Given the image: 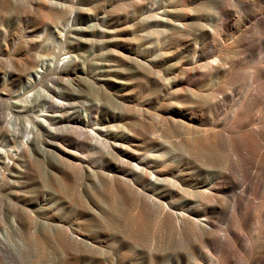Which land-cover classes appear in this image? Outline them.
Returning a JSON list of instances; mask_svg holds the SVG:
<instances>
[{
  "label": "rangeland",
  "instance_id": "374dc122",
  "mask_svg": "<svg viewBox=\"0 0 264 264\" xmlns=\"http://www.w3.org/2000/svg\"><path fill=\"white\" fill-rule=\"evenodd\" d=\"M153 1L158 2L0 0V264H218L221 260L194 226L172 223L163 227L159 221L162 207L172 208L173 216L183 204L195 211L210 208L211 200L192 192L190 178L210 180L217 169L199 161L194 167L198 169H192L184 180L169 165L179 167L185 151L177 147L174 136L159 129L161 145L154 153L162 162L143 173L138 170L142 154L153 147L143 149L136 137L129 143L122 140L126 131L138 135L134 117L142 111L149 116L148 122L161 123L158 115L171 106L172 99L160 91L159 80L177 82L190 68L193 56L198 58V68L215 58L203 35L187 40L160 33L145 42L141 36L143 4ZM165 1L174 11L199 14L201 21L217 13L213 0ZM234 7L231 23L221 35L224 46L230 48L223 54L232 57L243 50L240 40L248 39L240 32L244 10ZM71 16L74 20L68 26ZM220 19L226 20L221 14L207 22L218 25ZM65 55L70 59L58 70L56 64ZM96 63L106 65L101 72L109 79L106 94L93 90V84L100 85L89 75L96 71ZM41 67L45 74L36 80L33 75ZM219 80L230 87L225 78ZM88 83L90 91L67 96L72 93L71 84L86 89ZM48 84L71 104L60 111L50 106L49 114L72 118L65 122L49 119V127H43L38 119L43 118L46 104L39 93ZM29 94L33 99H26ZM98 99L106 113L103 110L89 122L78 119L72 104L81 112L85 102ZM172 102L178 107V102ZM26 124L35 127L28 142L24 141ZM10 152L16 160L4 177L7 170L2 163ZM225 155L220 151L216 156ZM217 202L221 204L219 198ZM222 221L227 228L238 225L229 213ZM263 231L253 232L258 249L264 243Z\"/></svg>",
  "mask_w": 264,
  "mask_h": 264
},
{
  "label": "bare ground",
  "instance_id": "6f19581e",
  "mask_svg": "<svg viewBox=\"0 0 264 264\" xmlns=\"http://www.w3.org/2000/svg\"><path fill=\"white\" fill-rule=\"evenodd\" d=\"M213 1L217 5L215 9L217 13H211L205 21H201L199 14H193L194 12L190 13L183 9L174 11L169 1H153L148 6L143 4L144 30L141 36L145 42H151V36L160 35V33L167 38L180 36L187 40L193 35H203L211 43L214 49L212 55L215 58L213 61L208 60L204 67L198 68V58L191 57L190 68L187 70L185 67L186 70L183 73L180 72L182 75L177 82L172 81V83L168 78L161 79L160 76L161 80L158 82L160 91L165 92L168 99L178 102V107L180 105L184 107L179 109L177 106H172L174 103L171 101V106L158 115L160 124L148 122L149 116L143 111L142 114L138 113L134 117L138 135L126 131L122 140L124 143H129L133 137H136L143 149L153 147L150 153L142 154L138 170L143 173L153 170L156 163L162 162L159 161V155L154 153L161 145L159 129L174 136L177 147L185 151L181 154L186 155L185 158L183 157L184 160L180 156V168L175 167V163L169 165V169L181 172L184 180L187 175H191L192 169H198L194 167L199 161L212 170L217 169L218 172L210 180L190 178L193 182L192 192L203 196L206 201L211 200V207L195 211L194 207L183 204L176 216L171 215L172 208L162 207L159 210L161 226L165 227L172 223L182 227L194 226L203 242L216 250L221 257L218 264H264V249L259 250L264 248V243L262 241L258 249V237L254 234L264 229L262 219L264 210V0L261 5H255L249 0ZM234 6L244 10L240 17L243 20L240 32L242 37L248 38H246L248 43L240 40L243 50L232 57L223 54L230 48L224 46L221 35L223 27L231 23L229 21ZM221 14L226 20L220 19L221 22L219 21L218 25L207 22L209 19L213 22ZM73 20L74 17L71 16L68 26ZM69 59V56H63L56 64V68L61 70ZM94 66L96 71L89 72V75L92 81L100 82V85L91 84L95 88L93 90L98 94H106L109 79L103 77L101 73L106 69V65L96 63ZM44 74V68L41 67L33 76L36 80H40ZM56 77L59 78V74L56 73ZM220 78H225L230 87H226L219 80ZM90 83L84 87L86 89L71 84L72 93H66L67 96L71 94L75 96L83 90L90 91L88 87ZM231 91H235V94L232 95ZM39 95L43 96L42 102L46 104L42 110L43 118L38 119L43 127H49V119L65 122L72 118L65 114H49L50 106L57 107L59 111L71 106L66 99L61 98L59 90L52 84H48L47 89L40 91ZM26 99L31 100L33 96L29 94ZM72 105L78 113V119L84 122L100 116L103 110L105 113L107 111L106 108L103 109L104 104L100 99L95 102H85L86 108H81V112L76 103ZM127 119L132 121V115L128 113ZM230 121L231 124L228 125ZM66 124L70 126L69 123ZM25 129L24 141L28 142L35 127L26 124ZM118 145L119 143L115 144V146ZM220 151L226 152L225 157L216 156ZM60 153L76 159L74 154L70 155L64 151ZM15 160L13 152L6 155L2 163L7 170L4 177L10 174ZM41 196L42 199L39 201L43 202L45 196ZM218 198L221 204H218ZM197 212L201 214H196ZM228 213L232 219H237L236 227L227 228L223 225L222 216ZM255 229L257 231L253 233L252 230ZM64 234L68 235L65 232ZM247 244L251 247H247Z\"/></svg>",
  "mask_w": 264,
  "mask_h": 264
}]
</instances>
